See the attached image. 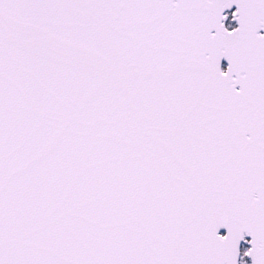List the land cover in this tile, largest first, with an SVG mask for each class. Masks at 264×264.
Segmentation results:
<instances>
[{"label":"snow or ice","instance_id":"1","mask_svg":"<svg viewBox=\"0 0 264 264\" xmlns=\"http://www.w3.org/2000/svg\"><path fill=\"white\" fill-rule=\"evenodd\" d=\"M0 264H264V0H0Z\"/></svg>","mask_w":264,"mask_h":264}]
</instances>
